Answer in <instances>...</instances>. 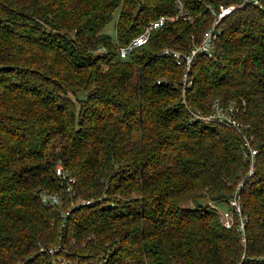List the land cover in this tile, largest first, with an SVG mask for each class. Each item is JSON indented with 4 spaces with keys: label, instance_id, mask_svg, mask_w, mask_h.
Instances as JSON below:
<instances>
[{
    "label": "trees",
    "instance_id": "obj_1",
    "mask_svg": "<svg viewBox=\"0 0 264 264\" xmlns=\"http://www.w3.org/2000/svg\"><path fill=\"white\" fill-rule=\"evenodd\" d=\"M174 1L0 0V264H264V0H180L191 21ZM232 2L182 95V67L157 51L187 50L212 22L205 3ZM214 98L239 130L191 116ZM57 162L75 198L99 197L63 218L37 196L59 186ZM239 182L244 244L211 205Z\"/></svg>",
    "mask_w": 264,
    "mask_h": 264
},
{
    "label": "built area",
    "instance_id": "obj_2",
    "mask_svg": "<svg viewBox=\"0 0 264 264\" xmlns=\"http://www.w3.org/2000/svg\"><path fill=\"white\" fill-rule=\"evenodd\" d=\"M176 14L174 18L181 16L187 21H191V16L187 15L186 10H184L183 4L180 0H175ZM253 4H258V0H251ZM240 4L236 2L232 3H218L216 6L210 3H205V8L210 12L212 16V22L208 25L200 34L198 41L193 42V44L187 50H181L173 48L168 45L162 46L157 54L159 55H169L173 62L182 67V73L180 78L181 92L183 95L184 87L190 84V78L188 76L191 63L199 54H204L208 57H214V43L219 35L218 23L220 20L229 14L236 6ZM167 15H159L153 19L148 20L143 29L135 34L129 41L124 44L117 45V53L119 57H125L131 49L145 43L151 36L155 29H159L164 24ZM193 38V34L190 35ZM184 102V100H182ZM188 108V107H187ZM235 104L230 103L226 107H222L218 104L217 98H214L211 103V111L208 114H202L198 109H188L191 112V116L206 122L209 121H219L221 123L231 125L235 129L239 130L240 123L234 118ZM234 115V116H233ZM244 144L247 147V152L244 153L248 158V168L247 175L252 174L254 168L253 157L256 153V148L249 144V141L244 137ZM55 175L59 179V186L56 189H49L40 187L37 191V196L39 201L49 206L52 209L58 211L59 215L63 218L68 215L69 210L78 205L90 204L97 198H78L74 197L75 192L72 188V182L74 179L67 173L63 166L57 163L54 167ZM242 183L239 182L235 186L231 197L227 200V209L218 210L217 206L214 207V211L217 213L219 220L224 227H230L235 218L237 219V224L235 229L239 233L240 242L244 244V222L245 214L241 212V202L239 195V188ZM66 201V202H65ZM48 251L53 253L55 248H49Z\"/></svg>",
    "mask_w": 264,
    "mask_h": 264
},
{
    "label": "rangeland",
    "instance_id": "obj_3",
    "mask_svg": "<svg viewBox=\"0 0 264 264\" xmlns=\"http://www.w3.org/2000/svg\"><path fill=\"white\" fill-rule=\"evenodd\" d=\"M117 13H118V11L117 10H115L114 12H113V14H112V18H111V20L104 26V28H103V30L108 34V35H110L112 38L115 36V32H114V25H115V21H116V17H117ZM115 38V37H114ZM102 52H105V49H100ZM57 163H59V162H57ZM59 164H61V163H59ZM202 201V200H201ZM193 201H191V200H185V201H183L182 202V205H186V206H188V205H192L193 203H192ZM211 205L212 206H217V209L218 210H225V209H227V205L225 204V203H211Z\"/></svg>",
    "mask_w": 264,
    "mask_h": 264
},
{
    "label": "crops",
    "instance_id": "obj_4",
    "mask_svg": "<svg viewBox=\"0 0 264 264\" xmlns=\"http://www.w3.org/2000/svg\"><path fill=\"white\" fill-rule=\"evenodd\" d=\"M226 204V203H225Z\"/></svg>",
    "mask_w": 264,
    "mask_h": 264
}]
</instances>
